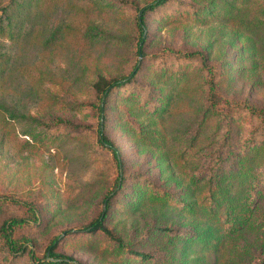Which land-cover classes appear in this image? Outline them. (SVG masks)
Here are the masks:
<instances>
[{
  "label": "rangeland",
  "instance_id": "obj_1",
  "mask_svg": "<svg viewBox=\"0 0 264 264\" xmlns=\"http://www.w3.org/2000/svg\"><path fill=\"white\" fill-rule=\"evenodd\" d=\"M112 1L113 4L109 0H48L45 9L50 14L46 21L39 19L31 40L19 43L22 73L18 78L38 87L42 98L35 103L23 94L11 96L13 90L7 89L9 86L1 91L8 98L14 97L22 112L27 110L45 122L65 118L80 127L54 130L49 132L51 136L31 140L21 134L28 122L12 125L0 115V198H6L0 204V224L9 217L27 218L15 233L30 237L37 255L43 254L52 237L60 235L57 251L72 256L80 264H161L167 240L165 231L160 229L164 225L154 226L153 211L148 206L133 209L128 202L134 199L137 187L179 194L180 189L171 178L179 177L177 167L165 166L163 152L155 141L163 131L174 130L173 134L187 138L174 140V146L180 149L188 146L187 132L180 134L177 128L182 131L185 126L193 128L194 114L182 100L191 96L186 100L196 105L206 96V89L201 86L204 74L197 76L193 70L198 61L179 60L171 50L201 49L210 63H218L217 88L221 98L226 99L222 111L229 113L219 134L228 125L236 128L239 145L243 143L242 137L257 125L245 102L264 107V57L257 58L255 63L237 50L241 38L235 35L232 25L215 21L211 16L206 17L211 18L207 23L199 22L198 15L186 10L185 2L191 0H168L165 5L144 13L145 55L139 56L135 47L139 35L136 19L140 8L152 0ZM200 16L204 18L203 14ZM57 26L60 37L57 35L43 49L40 33L46 36ZM5 42L10 52L13 45ZM221 59L223 68L219 65ZM136 63L139 70L134 78L110 95L103 125L105 135L117 145L122 160L123 187L109 198L105 219L106 225L126 245L125 252H117L116 243L103 232L81 230L103 208V198L113 190L120 175L112 153L97 140L98 95L92 83L99 75L125 77ZM226 68H230L231 80L224 71ZM183 71L190 75L189 83L184 78L175 79ZM167 93L170 97L162 115L151 114L161 95ZM218 118L216 115L210 120L209 132ZM259 133L258 138H262L264 129ZM194 150L197 148L189 150V157ZM197 151L191 158L194 161ZM179 153L176 159L181 163L184 155ZM259 181L261 186L252 195L253 225L240 230L217 259L206 252L211 264H248L256 260L261 250L258 229L264 223V175ZM11 198L17 202L9 201ZM23 204L33 206L40 217H31ZM257 222L260 224L256 227ZM170 226L175 233L183 230L176 224ZM127 250L147 252L150 256L141 261Z\"/></svg>",
  "mask_w": 264,
  "mask_h": 264
},
{
  "label": "trees",
  "instance_id": "obj_2",
  "mask_svg": "<svg viewBox=\"0 0 264 264\" xmlns=\"http://www.w3.org/2000/svg\"><path fill=\"white\" fill-rule=\"evenodd\" d=\"M47 1L0 0V115L5 123L9 122L12 125L21 121L28 122L27 128L23 129L21 134L28 136L31 140H36L40 136H51L49 132L54 133V130H76L80 127V124L65 118L56 117L45 122L43 119L30 115L27 110L22 112L23 109H19V102L14 97L8 98L5 91H1L9 86L10 88L7 89L13 90L11 96L15 93L23 94V96L34 99L35 103L42 98L38 87L34 88L27 80L22 82L18 78L19 73H22L19 43H28L31 40L39 19L46 21L50 14L45 9ZM109 2L113 4L112 0ZM167 2L168 0H152L140 8V14L136 19L139 35L135 46L139 56L145 55L144 13L163 6ZM185 3L186 10H191V13L198 15L199 22L207 23L213 18L223 24L232 25L235 35L241 38L237 50L248 55L247 58L256 63L257 58L264 57V0H203L197 3L191 0ZM202 14L204 18H201ZM209 16L211 18L206 20V17ZM59 34L58 26L46 36L44 32L40 33L43 49H46L48 44ZM6 40L13 45L10 52L6 49L8 46L5 44ZM171 53L179 60L198 61L197 68H193V70L197 76H202L203 72L204 78L201 86L203 85L206 89L204 101L202 100L196 105H192V101H189L191 96H184L185 100H182L191 106L194 114L193 128L185 126L183 131L177 128L180 134L187 132L188 146H184L183 149L174 146L172 143L174 140H187L182 135L173 134L174 130H168L167 133L163 131V134L155 141V145L163 152L161 155L167 163L165 166L175 165L178 169H176V173L179 177L171 178L179 187L180 192L170 195L166 191L158 192L153 191V188L137 187L135 195L132 196L134 199L130 200L128 205L133 209H137L141 205L148 206L153 211L151 217L154 218V226L157 223L164 225L160 229L165 231L164 236L167 240L163 246L165 253L161 264H211L206 252L214 254L217 259V255L226 249V244H232V239L240 230L253 225L252 195L261 184L259 177L264 175V136L258 138L259 130L264 129V107H256L245 102L247 112L256 120L257 125L242 137V145L238 144L239 139L236 141V128L231 129L230 125L227 126L225 132L219 134V128L229 113L222 111L223 101L226 99L221 98L222 94L218 92L217 88L218 63H210L209 56L201 49L171 50ZM222 63L223 60H219V65L223 68ZM224 64L229 66L226 61ZM138 70L139 65L136 63L125 77L106 78L99 75L92 83V88L98 95V101L95 104L99 117L96 131L97 140L112 153L120 175L115 181L113 190L103 198V208L81 230L85 233L103 232L117 244H115L117 252H125L126 245L106 225L105 219L109 208V198L112 195H117L123 187L122 160L117 145L105 135L103 125L105 108L110 95L122 85L128 84ZM224 71L227 72L228 80H231L230 68H226ZM185 73V71L181 72L180 76H176L175 79L184 78L185 82L189 83L191 77ZM177 82H175L176 85ZM169 97V93L161 95L159 104L154 105L151 114H157L160 117L168 104ZM188 98L189 100H186ZM176 103L178 104V101ZM176 103L172 105L176 107ZM216 115L220 118L215 120L212 130L209 132L212 123L210 120ZM36 127H40L41 130L36 131ZM193 148L199 150L195 161L191 158L198 152L197 150H194L189 157V150ZM178 150L182 152L179 153ZM176 153H179L180 156L184 155L181 163L176 159ZM169 198H173V202H170ZM5 201L6 198H0V204ZM9 201L15 202L13 198ZM23 205L27 207L31 217L34 219L40 217L33 206ZM167 211L170 212L166 213ZM25 221L27 218L18 216L6 218L1 222L0 264H80L72 256L57 251L60 235L52 237L44 248L43 254L37 255L31 247V238L15 233L16 229L23 226ZM170 224H176L183 230L175 233L176 230L172 229ZM259 224L260 222H257L254 225L257 227ZM258 230L261 233V236L259 234L261 250H258V254L256 253V260L248 264H264V223L260 224ZM127 251L133 253L135 259L141 261H145L150 256L147 252ZM2 257L3 260H1Z\"/></svg>",
  "mask_w": 264,
  "mask_h": 264
}]
</instances>
